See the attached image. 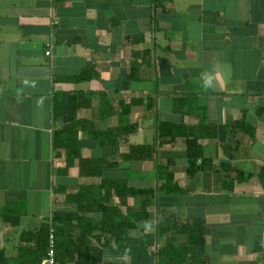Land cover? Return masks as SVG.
Listing matches in <instances>:
<instances>
[{
	"label": "crops",
	"instance_id": "obj_1",
	"mask_svg": "<svg viewBox=\"0 0 264 264\" xmlns=\"http://www.w3.org/2000/svg\"><path fill=\"white\" fill-rule=\"evenodd\" d=\"M208 74L214 83L205 89ZM73 93L79 103L90 97L78 118L102 133L117 130H80L83 157L106 163L100 175L82 174L78 158L59 172L67 160L54 151V133L71 121ZM181 93L205 97L208 121L218 126L215 137L199 140L197 157L185 136L168 144L172 130L158 134L163 121L198 124L174 112ZM262 106L264 0H0V264H39L42 225L56 212L78 211L94 222L72 220L65 228L73 240L88 235L99 264H134L102 231L103 209L116 208L117 221L139 211L143 198L128 187L154 192L149 218L130 236L202 219L210 264H264ZM134 145H150L154 156L128 158ZM166 172L178 190L164 189ZM115 179L126 185L96 193L94 209L67 198ZM164 241L137 264H157ZM187 242L178 235L176 245Z\"/></svg>",
	"mask_w": 264,
	"mask_h": 264
},
{
	"label": "trees",
	"instance_id": "obj_2",
	"mask_svg": "<svg viewBox=\"0 0 264 264\" xmlns=\"http://www.w3.org/2000/svg\"><path fill=\"white\" fill-rule=\"evenodd\" d=\"M79 93H73L71 99V121L64 127L56 129L54 133V151L57 156H65L67 163L65 167H62L59 172L66 174L69 168L75 163L78 158L80 160V172L82 174H102L103 168L106 163L102 159H88L82 155V149L79 142V133L81 129L89 130L92 134L98 137L109 136L111 133H116L117 130H111L108 132L96 131L91 126V121L81 119L77 117V109L81 105L88 102L79 103ZM90 94H88L89 96ZM78 102V103H77ZM55 115L60 114V108L62 107V100L60 96L56 97L55 101ZM261 111H264V106L261 107ZM174 112L182 118L186 115H193L198 119L196 126L188 125L183 121L170 122L163 121L158 126V134H167L169 130H172V139L166 141L168 144H173L177 136H185L188 141V154L190 157H197L201 152V144L199 140L201 138H212L217 135L218 126L208 121V108L206 98L197 93H181L175 100ZM94 131V132H93ZM165 142H162V144ZM154 155L150 145H134L130 152L127 154L128 158L134 159H148ZM166 171V170H165ZM264 172V171H263ZM165 184L163 185L166 191H176L178 186L174 181V174L172 172L164 173ZM263 178V177H262ZM264 179V178H263ZM126 185L125 181L121 180H105L103 184L91 190L87 186H82L80 191L75 194H67L68 200L84 201L78 205L79 210L88 211L94 209L91 206L95 203H99V195L102 189H106V192L116 188L119 189ZM126 187V186H125ZM127 188V187H126ZM89 191V192H88ZM127 194H134L143 198L139 211H133L129 208L127 215L123 216V219L117 221L116 215L120 217V212L115 208L103 209L104 222L108 225L106 228H102L109 232L112 237L109 239V243L119 253H123L131 258V263H140L142 259L150 253L152 246L159 244V237L164 236L165 241L160 244L159 249L156 252L157 264H210L209 256L206 252V222L202 219L194 220L193 222H178L173 227L161 226L158 229L159 234L148 233L142 231L140 236H130L129 230L137 227L140 221H144L149 218L148 206L150 204V197L154 192L151 189H135L128 187ZM101 209L100 207H98ZM98 209V210H99ZM102 210V209H101ZM79 211L76 213H60L56 212L53 216V223L56 229V249L57 260L61 264H67L68 259L73 256L74 252H78V259L76 264H99L97 259L93 256L95 252L99 250L96 245H93L88 239V235H83L77 240H73L69 231L67 232L66 226L76 219L80 222L93 223V219L79 215ZM67 222V223H66ZM105 225V224H104ZM49 220L46 221L39 231L45 239L44 254L39 256L38 263L41 264L42 259L46 255L48 247V233H49ZM87 228V226H86ZM93 227L88 225L87 232L91 233ZM179 234H185L188 236V242L176 245V240ZM72 241V242H71ZM115 264V263H107ZM127 264V263H122Z\"/></svg>",
	"mask_w": 264,
	"mask_h": 264
},
{
	"label": "built area",
	"instance_id": "obj_3",
	"mask_svg": "<svg viewBox=\"0 0 264 264\" xmlns=\"http://www.w3.org/2000/svg\"><path fill=\"white\" fill-rule=\"evenodd\" d=\"M50 46L49 49H47L46 54L48 56L53 55V49ZM49 233H48V247L46 251L45 257L42 259L41 264H59L57 260V249H56V229L54 227L53 219L52 217L49 219Z\"/></svg>",
	"mask_w": 264,
	"mask_h": 264
},
{
	"label": "clouds",
	"instance_id": "obj_4",
	"mask_svg": "<svg viewBox=\"0 0 264 264\" xmlns=\"http://www.w3.org/2000/svg\"><path fill=\"white\" fill-rule=\"evenodd\" d=\"M214 77L212 74H208L206 78L203 80L202 87L205 89L213 87Z\"/></svg>",
	"mask_w": 264,
	"mask_h": 264
}]
</instances>
